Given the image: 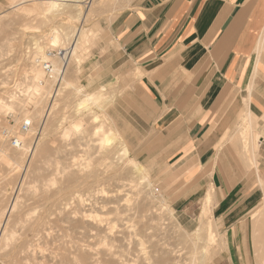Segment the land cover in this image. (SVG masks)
Returning a JSON list of instances; mask_svg holds the SVG:
<instances>
[{
	"label": "rangeland",
	"instance_id": "374dc122",
	"mask_svg": "<svg viewBox=\"0 0 264 264\" xmlns=\"http://www.w3.org/2000/svg\"><path fill=\"white\" fill-rule=\"evenodd\" d=\"M86 1L84 15L77 16L75 11L44 15L38 0H0V104L11 106L0 107V232L10 235L0 248V264H85L84 253H90L94 264H168V256L175 255L183 264L199 260L203 264H264V251H257L264 247V220L256 223L263 210L262 190L251 162L258 139L253 126L245 128L247 121L257 117L251 112V119L241 118L247 107L242 93L236 91L221 102L217 117L225 127L207 165L210 169L223 164L227 172L240 173L215 176L217 185L238 182L239 194L242 189L243 195L253 194L222 220L213 212L217 198L211 174H195L203 167L197 159L191 158L196 163L192 173L168 179L187 159L179 157L180 152L173 154L187 129L156 121L160 113L143 91L137 65L113 76L105 74V65L96 63L99 55L108 52L106 29L132 0ZM17 3L25 12L15 7ZM61 22L68 24L61 28L63 34L53 52L68 46L75 31L83 30L65 71L51 79L44 74L41 95L35 99L21 96L30 85L31 43L39 39L48 50L51 30ZM77 121L82 126L71 130ZM24 123L28 129L20 132ZM98 127L110 134L122 131L123 137L100 147L94 134ZM63 131H68L65 137ZM17 134L23 140L13 147L9 138ZM122 148L127 149L125 155L120 153ZM256 153L264 177V143H259ZM4 155L12 163L5 162ZM130 159L142 166L146 181ZM210 184L214 189L203 219L212 226V244L204 230L196 238ZM13 198L15 208L9 213ZM73 210L76 219H65L64 213ZM49 213L55 222L39 232V217ZM258 255L263 257L261 263Z\"/></svg>",
	"mask_w": 264,
	"mask_h": 264
},
{
	"label": "crops",
	"instance_id": "0c3cea01",
	"mask_svg": "<svg viewBox=\"0 0 264 264\" xmlns=\"http://www.w3.org/2000/svg\"><path fill=\"white\" fill-rule=\"evenodd\" d=\"M106 33L108 52L96 60L100 66L105 65V74L119 75L128 66L134 69L137 65L143 91L153 100L154 111L160 113L156 121L187 129L185 139L173 154L180 152L179 157L190 160L171 171L168 179L192 173L196 163L191 158L197 159L203 167L195 174H211V184L216 189L213 212L222 220L232 216L253 192L243 195L242 189L239 194V189H235L238 182L229 187L220 182L217 185L215 176L240 173L227 172L223 164L209 169L207 162L214 158V147L225 127L217 117L221 102L236 91L242 93V102L247 105L241 117L244 121L250 96L249 111L259 123L257 118L245 121V128H255L257 148L260 142L264 143V45L259 47L260 52L256 49L264 37V0H132ZM114 63L116 66L112 67ZM255 174L264 184L260 170ZM211 184L203 204L213 188ZM227 251H231L230 247Z\"/></svg>",
	"mask_w": 264,
	"mask_h": 264
},
{
	"label": "bare ground",
	"instance_id": "6f19581e",
	"mask_svg": "<svg viewBox=\"0 0 264 264\" xmlns=\"http://www.w3.org/2000/svg\"><path fill=\"white\" fill-rule=\"evenodd\" d=\"M25 1H27V0H19V3H22V2H25ZM38 1H42V3H43V6H44L43 7L44 8L43 13H44V15H46L47 12H52V11H55V12H57V14H60V15L62 13L66 14L69 11H75L77 16H82V15H84L83 1H85V4H88L86 0H38ZM19 3H17L15 5V7L17 6L18 10L24 11L25 7L24 8L23 7L18 8L19 5H20ZM88 10H89V7L86 6L85 7V11H88ZM57 14L53 13V16L57 17ZM65 24H68V22H61L59 25H56V26H54L52 28L51 36H50L49 41L47 43L48 50H45L43 48V45L38 41L39 39L38 40L36 39V40H34L31 43V45L33 44V46H32V49L30 48V50L32 51L31 53L33 55V58L31 59L30 72H29L30 73L29 74L30 85L27 86V88L24 89L25 90L24 92L22 91L23 93H22L21 96H25V98H29V99H35L37 96L41 95V90L43 88L42 81H43V78H44V74H46L44 69H43V63L44 62H49L50 63V66H49L50 67V72H49L50 74H48L50 79L51 78H55L56 76L58 77L59 75H61L65 71V66L64 65L66 64V62L68 60V57H70V56H72L74 54V51H75V48H76V45H77L76 41H77V39L79 37V34H81L83 32V30L75 31V33L73 34V40H71L70 44L69 45L67 44L68 46H66L65 48H60V49H63L65 51L64 52L65 56L64 57L58 56L57 53H53L52 51L60 43V38H61V35L63 34L61 28L64 30L65 28H64L63 25H65ZM66 27H69V25H67ZM263 41H264V37L260 39L259 44H258V46L256 48L257 51L260 49L259 47L264 45ZM263 48H264V46H263ZM260 51L261 50H259V52ZM54 59H57V65L60 64L59 67H57L56 62H55ZM256 60H258V59H256ZM61 62H62V64H61ZM250 84H252V82ZM247 88H248V91L250 93L251 89H250L249 84H248ZM13 95H14V93L11 94L12 98L14 97ZM247 102H249V101H247ZM82 104H83V100H80L77 103L79 108H81ZM0 107L1 108L11 109V106L9 104H5V103L0 104ZM246 117L251 119V112L249 111V109H247ZM257 120H258V122H257V124H258L259 123V119L257 118ZM81 126H82V122L81 121H77V122L74 123V125L71 128V130L77 131V130L80 129ZM20 132H23V130L22 131L20 130ZM67 132L68 131H63L62 132V136L65 137L67 135ZM94 134L99 136V138H98L99 143L98 144H99L100 147H105L108 144H112L114 142H119V140L123 137V132L122 131H117L115 133L110 134L107 131L101 130L100 127H98V129L94 131ZM15 137L19 141V144L16 147H19V145L21 144L23 139H21V135L19 136L18 134L15 135ZM23 147H24V143L20 146V148H23ZM120 151H121L120 153H122L124 155L127 153V149H125V148H122ZM252 151H253V157H251V162L254 165L255 173L258 174L259 173V167L257 166L256 149L252 150ZM255 153H256V155H255ZM40 154H41V150H39V156H40ZM2 159L5 162H7L8 164L12 163L11 162V157L8 156V155L2 156ZM129 162L132 164V168L136 171V173L138 175H140V179L144 178L145 181H146L147 178H145V175L143 174L142 166L139 165L136 161L131 160V159L129 160ZM207 168H209V167H207ZM257 180H258V184L262 188V203H263V207L262 208H263V210H262V213H261L262 215L261 214L259 215V219L256 220V223L258 221L259 225H261V223L264 220V217H263L264 216V184H263L262 179L259 176H257ZM13 199H14V201L10 202L9 207H8L9 209H7V212H9V213L12 210H14V208H15L16 201H15V198H13ZM209 200H210L209 197H207L206 202L203 204V206L201 208L200 215L198 217L200 224H199V227L196 230V233H197V237L196 238L200 239V233L199 232L201 230H204L205 231V239L208 241V244H212L213 243L212 242L213 238H215V235L213 234L214 232H213L212 226H211V224L209 222H205L204 221L205 218L203 219V217L206 216L207 212H208ZM51 214L52 213L44 214V215L39 217V232H40V229H42V231H46L47 228H50L49 223L55 222L54 220L51 221V217H50ZM63 216H64L65 219H71V218L76 219L77 211L76 210L66 211ZM101 220L102 219H98L99 222H101ZM8 235L3 230H1V232H0V248L2 247L3 241H5L7 238H9L10 235L9 236ZM263 238H264V232H263ZM214 241H215V239H214ZM257 251H264V247H260ZM192 255H194V253ZM84 257L87 260L85 264H94L95 260H93V258L91 257L90 253H84ZM192 258H194V256ZM262 259H263V257L258 255L257 260H258L259 263H261ZM166 260H169V262H171L173 264H183V262H181L182 258H180L179 255H175L172 258H169V256H168V259H166ZM158 261H159V259H158ZM169 262L167 261L168 264H169ZM96 263H97V261L95 262V264ZM122 264H126V263H122ZM157 264H159V263L157 262ZM194 264H203V261L199 260V261H196Z\"/></svg>",
	"mask_w": 264,
	"mask_h": 264
},
{
	"label": "built area",
	"instance_id": "2783aa9c",
	"mask_svg": "<svg viewBox=\"0 0 264 264\" xmlns=\"http://www.w3.org/2000/svg\"><path fill=\"white\" fill-rule=\"evenodd\" d=\"M53 52V51H52ZM65 51L63 50V49H58L57 51H55V52H53V53H57V55L58 56H62V57H64L65 56V53H64ZM50 63L49 62H44L43 63V69H44V71H45V73L48 75V74H50L49 72H50ZM27 128H28V125L27 124H23V125H21V130H23V131H26L27 130ZM7 134V132L5 131V135ZM9 142H10V144H11V146H13V147H16V146H18V144H19V141L16 139V137L15 136H11L10 138H9Z\"/></svg>",
	"mask_w": 264,
	"mask_h": 264
}]
</instances>
